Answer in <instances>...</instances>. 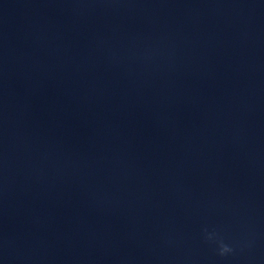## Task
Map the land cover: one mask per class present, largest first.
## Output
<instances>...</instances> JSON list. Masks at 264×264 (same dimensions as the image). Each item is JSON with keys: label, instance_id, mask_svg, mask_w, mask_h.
Segmentation results:
<instances>
[{"label": "clouds", "instance_id": "1", "mask_svg": "<svg viewBox=\"0 0 264 264\" xmlns=\"http://www.w3.org/2000/svg\"><path fill=\"white\" fill-rule=\"evenodd\" d=\"M207 239L211 240L212 235H208ZM231 251H232V249L228 245L224 244L223 242L220 243L219 252H218V254L220 256H224V255L230 253Z\"/></svg>", "mask_w": 264, "mask_h": 264}]
</instances>
